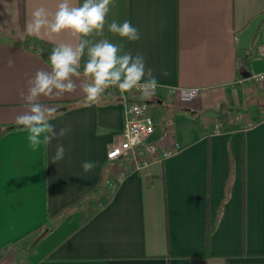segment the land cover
<instances>
[{"label":"crops","instance_id":"0c3cea01","mask_svg":"<svg viewBox=\"0 0 264 264\" xmlns=\"http://www.w3.org/2000/svg\"><path fill=\"white\" fill-rule=\"evenodd\" d=\"M58 2L0 0V264H15L7 253L37 226H46L34 245L40 249L23 264H264V80L250 77L264 58L235 46L264 0H115L106 21L139 28L141 38L123 47L142 54L166 86L147 99L163 105L151 110L153 119L159 128L171 124L168 142L179 146L144 166L128 152L106 158L121 140L125 101L142 98L135 90L109 88L83 107L81 76L76 91L41 96L48 107L66 106L53 123L70 131L36 152L22 126L5 128L25 111L28 81L50 70L52 48L78 43L67 30L26 32L37 7L54 13ZM107 23L92 39L122 43ZM192 86L198 95L183 101L179 90ZM224 123L234 128L220 129ZM58 143L65 157L52 163ZM86 160L98 162L90 173L81 167ZM97 192L111 194L84 218V201Z\"/></svg>","mask_w":264,"mask_h":264},{"label":"clouds","instance_id":"9594fccd","mask_svg":"<svg viewBox=\"0 0 264 264\" xmlns=\"http://www.w3.org/2000/svg\"><path fill=\"white\" fill-rule=\"evenodd\" d=\"M114 4L115 0H82L79 6H73L71 0H59L54 13L44 6L32 12V20L26 26L28 36L40 38L42 30L46 34L67 30L78 40L75 45H55L47 59L50 70L36 71L28 81L27 93L21 94L25 111L16 116L15 124L22 126V130L27 133L26 140L33 152L41 147L46 148L53 140L64 137L70 131L61 128L57 132L53 123L57 119L56 109L41 103L40 97L62 96L76 91L74 78H84L80 86L83 107L98 104L109 88H116L121 94L135 90L142 97L151 98L158 88L166 87L159 83L152 69L146 67L142 54H133L123 47L124 41L135 42L141 38L139 28L130 20L107 23L106 17ZM106 23L107 31L120 37L122 43H113L106 38L92 39L93 34L103 37ZM8 66H13L12 60L8 61ZM167 90L177 91L174 88ZM198 93V88H190L182 90L180 95L187 102ZM65 153L63 144L58 143L51 162L63 160ZM97 164V161L86 160L81 167L83 172L90 173ZM112 190H118L116 184Z\"/></svg>","mask_w":264,"mask_h":264},{"label":"built area","instance_id":"2783aa9c","mask_svg":"<svg viewBox=\"0 0 264 264\" xmlns=\"http://www.w3.org/2000/svg\"><path fill=\"white\" fill-rule=\"evenodd\" d=\"M251 49L254 56L264 58V37L252 40ZM250 77L258 82L264 80V68L252 73ZM195 86L185 87L181 91ZM199 89V88H198ZM121 140L110 146L106 151V158L114 160L123 153H129V160L135 166H144L151 161L159 160L174 152L179 146L177 142H168L171 138V124L167 122L160 128V135L156 139H148L154 131L156 124L151 114L149 100L147 98H129L125 101Z\"/></svg>","mask_w":264,"mask_h":264},{"label":"trees","instance_id":"16d2710c","mask_svg":"<svg viewBox=\"0 0 264 264\" xmlns=\"http://www.w3.org/2000/svg\"><path fill=\"white\" fill-rule=\"evenodd\" d=\"M264 25V20L261 23L260 27ZM260 27L258 28V30L260 29ZM258 30L256 31V33L258 32ZM255 33V35H256ZM254 35V36H255ZM35 43H37V41H35ZM10 125L5 126V128H10ZM220 129L222 130H228V129H232L234 128L233 124L231 123H224L222 125L219 126ZM172 135V133H171ZM111 194V192H105V193H100L97 192L95 195L89 196L85 201L84 204L86 205L83 209V217L86 218L88 215H90V213L96 209H98L99 207H101L106 200L108 199L109 195ZM43 226H37L35 228H33L32 230H30L29 232H27V234H24L23 236H21L20 238V242L25 241L26 238L27 241H25V244L23 245V247L26 250H29L33 245H35L36 241L38 240L40 231L42 229ZM23 237V238H22ZM20 247V248H23Z\"/></svg>","mask_w":264,"mask_h":264},{"label":"water","instance_id":"95a60500","mask_svg":"<svg viewBox=\"0 0 264 264\" xmlns=\"http://www.w3.org/2000/svg\"><path fill=\"white\" fill-rule=\"evenodd\" d=\"M263 20H264V10L255 14L254 16H252L247 21V23L240 30H238L236 32V34H235V36H236L235 46L237 49L246 50V49L250 48L252 40L254 38V35H255L256 31L258 30V28L260 27ZM65 107H66L65 105H60V106L55 107V109H56V111H59V110H64ZM10 126L11 127H20V126H17L15 124V122L10 124ZM160 132H161L160 128L155 127L154 131L150 134L148 139L158 138L160 135ZM45 229L43 231H45Z\"/></svg>","mask_w":264,"mask_h":264},{"label":"rangeland","instance_id":"374dc122","mask_svg":"<svg viewBox=\"0 0 264 264\" xmlns=\"http://www.w3.org/2000/svg\"><path fill=\"white\" fill-rule=\"evenodd\" d=\"M149 106H150V108H151V110L153 111V112H155L156 114H158L159 113V111H164L163 110V105H160L159 103H157L156 101H150L149 102ZM151 111V112H152ZM152 114V113H151ZM163 115H165L166 116V114H164L163 113ZM164 118V117H163ZM162 118V120H164ZM163 122V121H162ZM159 123H161V121H159ZM46 228V226L45 227H43L42 228V230H44ZM41 232V231H40ZM29 238V237H28ZM28 238H26V240L25 241H27V239ZM25 241H22V242H20L21 244L20 245H18V243L16 244V245H14V247L12 246V249H11V251H9L8 253H7V255L9 256L8 257V261H11L12 260V258H14V262H15V264H23L24 263V261H25V257L28 255V256H32L37 250H39L40 249V247H38V245H36V246H32L28 251L23 247V245L25 244ZM23 247V248H20V247ZM26 251V252H25ZM15 252H18V255H17V258H16V256H15ZM27 252H29V254L27 253ZM34 252V253H33Z\"/></svg>","mask_w":264,"mask_h":264}]
</instances>
